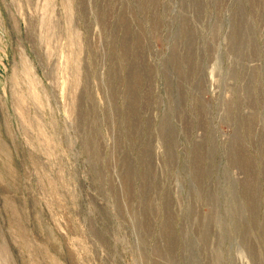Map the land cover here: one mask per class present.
Masks as SVG:
<instances>
[{"label": "rangeland", "instance_id": "obj_1", "mask_svg": "<svg viewBox=\"0 0 264 264\" xmlns=\"http://www.w3.org/2000/svg\"><path fill=\"white\" fill-rule=\"evenodd\" d=\"M0 264H264V0H0Z\"/></svg>", "mask_w": 264, "mask_h": 264}, {"label": "bare ground", "instance_id": "obj_2", "mask_svg": "<svg viewBox=\"0 0 264 264\" xmlns=\"http://www.w3.org/2000/svg\"><path fill=\"white\" fill-rule=\"evenodd\" d=\"M212 258V257H211Z\"/></svg>", "mask_w": 264, "mask_h": 264}]
</instances>
